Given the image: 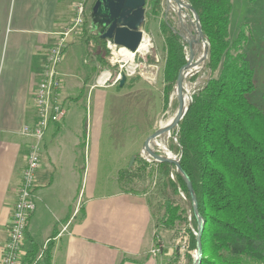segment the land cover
<instances>
[{
    "label": "crops",
    "instance_id": "crops-1",
    "mask_svg": "<svg viewBox=\"0 0 264 264\" xmlns=\"http://www.w3.org/2000/svg\"><path fill=\"white\" fill-rule=\"evenodd\" d=\"M76 2L0 0V264L32 143L22 130L37 122L34 92L42 55L72 21ZM86 28L70 39L58 68L66 115L47 129L41 143L35 211L28 220L21 259L30 247L36 246L39 255L51 243V264H165L152 254L156 226L146 195L96 190L95 179L114 177L123 167L115 164L110 173L106 170L108 175H100L107 169L100 163L101 141H91V111L82 105L101 90L95 86L93 66L81 60L91 44L83 38ZM144 142L128 150L123 163L137 157Z\"/></svg>",
    "mask_w": 264,
    "mask_h": 264
},
{
    "label": "trees",
    "instance_id": "trees-1",
    "mask_svg": "<svg viewBox=\"0 0 264 264\" xmlns=\"http://www.w3.org/2000/svg\"><path fill=\"white\" fill-rule=\"evenodd\" d=\"M185 1L199 18L208 53L205 81L192 94L178 132L173 131L172 136L180 168L191 183L197 211L204 222L201 264H264V112L249 100L255 85L253 71L241 51L244 26L232 41L228 32L229 0ZM151 3L153 12L160 13L162 0ZM161 31L166 46L163 96L167 104L178 72L186 63L187 44L165 24ZM90 32L91 40L101 47L97 62L104 67L108 65L106 42L93 30ZM125 84L126 80L122 87ZM139 162L142 165L138 168L146 170V165ZM157 170L156 187L164 199L157 205L164 212L158 218L148 200L154 223L184 227L189 252L193 253L197 224L187 187L173 166L162 163ZM189 220L194 233L188 229ZM51 251L49 243L37 258L39 251L32 246L21 264H51Z\"/></svg>",
    "mask_w": 264,
    "mask_h": 264
},
{
    "label": "rangeland",
    "instance_id": "rangeland-1",
    "mask_svg": "<svg viewBox=\"0 0 264 264\" xmlns=\"http://www.w3.org/2000/svg\"><path fill=\"white\" fill-rule=\"evenodd\" d=\"M229 1L231 4L229 38L233 41L240 32L241 26H244L245 34L241 51L244 52L245 58L253 71L255 85L253 95L249 97V100L264 112V2H261V0ZM89 7L90 2L85 22L87 28L83 38L88 37V41H91V44H88L90 45L87 49L88 53H83L81 60H86L89 64L88 66H93L97 77L103 70H108L111 73V80L107 87L101 88V90L97 89L100 94H96L95 91L92 98L91 96L88 97L89 102L87 103L84 100L82 105L91 111L90 118L93 128L91 141H101L99 146L100 163L106 165L107 169H102L100 175H108L110 173L109 170L115 168V164L117 167L120 165L123 167L118 174L115 172L114 177L95 179V187L97 192L101 190H108V192L120 190L122 192L146 195L155 210V215L159 218V216L163 215L164 210H161L157 203L164 201V199L158 195L156 187L158 164L144 159L140 154L134 158L132 164L131 159L127 160V162L125 161V163H123V159L128 150H136L142 142L146 141L152 133L160 128L161 123H165L170 119L171 122L175 117L178 104L174 97V91L169 94L167 104L163 96V70L166 63V46L161 25L165 24L171 32H175L173 34H177L179 37L195 39L196 34L192 27L191 15L184 9L186 27L183 28L180 25L178 16L167 8L164 0L161 3L160 13L153 12L151 0H146L144 23L141 32L144 39L149 41L150 48L142 54H134V64L138 65L139 69L134 76L126 77V84L124 87H120L118 85L119 82L115 83L118 67L110 64L112 57L107 49V44L105 48L108 51V55L105 56V61H107L108 65L100 67L97 62L101 47L90 38L91 32L88 29L90 25ZM95 33L97 34L96 31ZM187 54L188 48L186 47V59ZM202 57L203 53L199 52L193 61L194 63L197 62L195 64L196 71L190 73L183 82L185 105L189 102L192 94L205 81L204 64L206 60L202 59ZM144 73L147 74V78L141 76ZM196 74L199 75L198 78L195 81H189ZM149 77H154V80L148 82ZM96 96H99L100 101L95 103L97 100ZM174 138L175 136H172L171 132L170 134L162 135L156 141L162 143L172 157L179 158L173 148L175 144ZM160 153L165 156L164 151L160 150ZM137 159L146 165V170L138 168L142 164ZM127 171L131 172V174H127ZM180 199L183 202L185 201L182 194ZM156 224L154 236V248L158 250L156 255L160 258L162 257L165 264H190L188 257L191 256L190 258L193 261L194 252H189L186 229L184 227L179 228L178 225L169 228L166 225H161L160 222ZM187 224L188 229L191 230L190 220ZM191 231L193 232V230Z\"/></svg>",
    "mask_w": 264,
    "mask_h": 264
},
{
    "label": "built area",
    "instance_id": "built-area-1",
    "mask_svg": "<svg viewBox=\"0 0 264 264\" xmlns=\"http://www.w3.org/2000/svg\"><path fill=\"white\" fill-rule=\"evenodd\" d=\"M89 2L90 0H77L72 21L57 34L54 44L42 55L40 79L34 92V109L37 122L34 128L25 127L22 130L24 135L32 139V143L29 146L25 168L22 172L21 185L13 206L8 228V242L4 248L1 264H21V250L28 220L35 211V180L40 167L41 143L47 129L51 125L61 123L66 115L65 105L59 96L63 85L58 68L68 48L70 39L77 37L85 25ZM106 44L112 57L111 66L118 67L115 83L120 82L122 77L134 76L139 66L134 64V60L133 62L123 60L121 51L126 49L109 43ZM141 76L147 78L145 73ZM110 80L111 73L108 70H103L97 77L95 86L105 88L110 83ZM153 80L154 77L148 78V82ZM156 146V151L161 155L160 150L163 151L161 143H156ZM164 154L168 156V153L164 152ZM140 155L146 159L141 153ZM45 248L43 247L37 258H40ZM156 253H158V250L154 248L152 254L156 255Z\"/></svg>",
    "mask_w": 264,
    "mask_h": 264
},
{
    "label": "water",
    "instance_id": "water-1",
    "mask_svg": "<svg viewBox=\"0 0 264 264\" xmlns=\"http://www.w3.org/2000/svg\"><path fill=\"white\" fill-rule=\"evenodd\" d=\"M179 4L183 5V8L191 15V22L196 34V47L194 51L189 53V58L186 59L185 65L179 70L177 79L174 86V93H176L177 100V112L175 117L169 123V125L159 128L156 132L152 133L144 142L141 154H147V157L156 164L167 163L173 166L179 176L183 179L191 202V209L196 220L197 232L195 233L196 249L193 253L192 264H201L202 261V250H201V236L204 229V222L197 211V202L194 195L191 183L188 177L182 172L179 160L180 158H172L168 156L160 155L156 151V140L164 134H170L173 131L178 132V126L183 119L187 108L191 102V98L187 105L183 97V82L182 71L188 64L193 62L198 53L199 46L203 45V57L207 58L208 44L206 38L202 34L200 28V21L192 9V7L185 0H178ZM146 0H95L89 15L90 26L92 30L97 32V35L101 41L109 43L119 48H124L131 53L137 52L142 40L143 34L141 32L142 25L144 23ZM181 39L189 46L183 36ZM201 59V60H202ZM125 77H122L119 85L123 86ZM175 141V138H174ZM145 156V155H144ZM134 158L131 160V164Z\"/></svg>",
    "mask_w": 264,
    "mask_h": 264
},
{
    "label": "bare ground",
    "instance_id": "bare-ground-1",
    "mask_svg": "<svg viewBox=\"0 0 264 264\" xmlns=\"http://www.w3.org/2000/svg\"><path fill=\"white\" fill-rule=\"evenodd\" d=\"M167 4V8L172 11L173 13H175L178 18H179V22H180V25L185 28V15H184V8H183V5L182 4H179L178 3V0H164ZM180 26V27H181ZM193 27V26H192ZM185 41L188 43V54H187V58H189V53L194 51L195 47H196V40L195 39H189V38H186ZM150 48V43L148 40H145L143 38V41L141 42L137 52H135L136 54H142L143 52H145L147 49ZM204 51V48H203V45H200L199 46V52L200 53H203ZM135 53H131L127 50H122L121 51V57L123 58V60L127 61V62H133V58H134V54ZM199 60V59H198ZM197 60V61H198ZM197 63V62H196ZM194 62H188V64L186 65V67L183 69L182 71V77L183 79L185 80L188 75H190V73H192L193 71H196V68H195V64ZM174 97L176 98V93H174ZM171 120V119H170ZM170 120L165 122V123H161L160 124V128H163L167 125H169L170 123ZM160 123V122H159ZM156 143H159V141H157ZM161 148L162 150L165 152V153H168V157H172L170 155V152H168L166 150V147L161 143ZM145 155V158L148 159L147 157V154H144ZM174 158V157H172Z\"/></svg>",
    "mask_w": 264,
    "mask_h": 264
},
{
    "label": "flooded vegetation",
    "instance_id": "flooded-vegetation-1",
    "mask_svg": "<svg viewBox=\"0 0 264 264\" xmlns=\"http://www.w3.org/2000/svg\"><path fill=\"white\" fill-rule=\"evenodd\" d=\"M95 2V0H91L90 1V6H91V4L93 5V3ZM91 11V10H90ZM94 32H95V30H93Z\"/></svg>",
    "mask_w": 264,
    "mask_h": 264
}]
</instances>
